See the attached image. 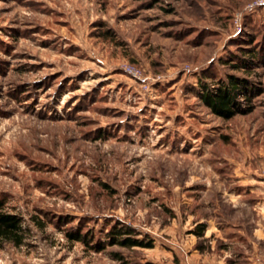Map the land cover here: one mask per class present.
Here are the masks:
<instances>
[{
	"label": "rangeland",
	"instance_id": "374dc122",
	"mask_svg": "<svg viewBox=\"0 0 264 264\" xmlns=\"http://www.w3.org/2000/svg\"><path fill=\"white\" fill-rule=\"evenodd\" d=\"M258 1L0 0V198L25 229L0 264H187L197 224L264 228ZM231 77L245 112L225 119L199 94ZM119 224L152 246L65 236Z\"/></svg>",
	"mask_w": 264,
	"mask_h": 264
},
{
	"label": "trees",
	"instance_id": "16d2710c",
	"mask_svg": "<svg viewBox=\"0 0 264 264\" xmlns=\"http://www.w3.org/2000/svg\"><path fill=\"white\" fill-rule=\"evenodd\" d=\"M252 56L257 54L251 51ZM253 60V59H252ZM247 85L243 81H239L231 77L221 85H218L216 89H209L202 85V90L199 94V99L204 103L210 112L216 116H220L225 119L233 117L236 113L245 112L241 108V104L238 100V96H245ZM5 200L0 198V241H5L13 244L14 246L20 245L24 241L25 229L22 226V219L19 215L9 213L5 209ZM205 231L204 224H197L191 232H193L196 237L202 238ZM106 239L100 241L90 232L80 233V231L67 232L65 236L70 242H81L86 247H89L97 252L104 250L106 246H117L122 248L131 249L134 247L148 248L152 246L150 240L146 241L138 238V233L125 225L119 224L118 226H112L106 232ZM201 241V242H200ZM203 240L195 245L201 252L204 249L210 248L203 245ZM220 244H218L219 246ZM221 247L219 246L216 251ZM116 260L120 259L119 254L113 255ZM224 264H248L244 259L227 258Z\"/></svg>",
	"mask_w": 264,
	"mask_h": 264
},
{
	"label": "crops",
	"instance_id": "0c3cea01",
	"mask_svg": "<svg viewBox=\"0 0 264 264\" xmlns=\"http://www.w3.org/2000/svg\"><path fill=\"white\" fill-rule=\"evenodd\" d=\"M253 222L251 225L240 226L238 229L240 232L237 230V234H239L237 238L234 234L219 232V228L214 224L205 227L202 238L196 237L193 233L189 234L195 238L191 243L192 249L191 252H188L185 262L187 264H224L227 258L235 259L238 257L246 260L248 264H264V228L259 223ZM201 239H205V246L208 245L212 249L208 256L203 255L194 246L196 241ZM234 242H237L239 248L232 252L229 245H233ZM218 244L221 248L216 251L215 249L219 248Z\"/></svg>",
	"mask_w": 264,
	"mask_h": 264
},
{
	"label": "built area",
	"instance_id": "2783aa9c",
	"mask_svg": "<svg viewBox=\"0 0 264 264\" xmlns=\"http://www.w3.org/2000/svg\"><path fill=\"white\" fill-rule=\"evenodd\" d=\"M263 1H258V2H255V3H252V4H249L248 6H247V9L248 10H251V9H253V7L255 6V5H258L259 3H262ZM124 72L125 73H127V74H130L132 77H134V78H136L138 81H140L141 83H143V82H146V78L145 77H142L141 76V74H140V72H138V70L134 67V66H132V65H128V66H126L124 69Z\"/></svg>",
	"mask_w": 264,
	"mask_h": 264
}]
</instances>
